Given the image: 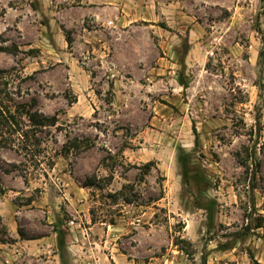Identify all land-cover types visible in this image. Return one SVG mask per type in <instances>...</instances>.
I'll return each instance as SVG.
<instances>
[{
  "label": "rangeland",
  "instance_id": "374dc122",
  "mask_svg": "<svg viewBox=\"0 0 264 264\" xmlns=\"http://www.w3.org/2000/svg\"><path fill=\"white\" fill-rule=\"evenodd\" d=\"M0 106V264H264V0H0Z\"/></svg>",
  "mask_w": 264,
  "mask_h": 264
},
{
  "label": "trees",
  "instance_id": "16d2710c",
  "mask_svg": "<svg viewBox=\"0 0 264 264\" xmlns=\"http://www.w3.org/2000/svg\"><path fill=\"white\" fill-rule=\"evenodd\" d=\"M66 42H67L68 46L71 45V43H72L71 38L66 37ZM32 104H34V102ZM23 107L24 106L22 105L21 106L22 110H24ZM2 111H3V108H2V106H0V117H1ZM5 113H9L7 108H5ZM21 113L23 114V112H21ZM24 113L28 117V121L32 124V127L34 129H35V127H40V126L41 127H44L47 125L52 126L55 123L54 117H45V116H42L40 114H37V112H30V111H27ZM3 118H5V120L7 122L9 121L11 125H13V126L15 125L18 127V122L15 120V118L12 114H8V116L3 117ZM24 136H25V134H24ZM25 137L27 139V136H25ZM151 166H152V162H148L143 166L145 173H148L150 171Z\"/></svg>",
  "mask_w": 264,
  "mask_h": 264
},
{
  "label": "built area",
  "instance_id": "2783aa9c",
  "mask_svg": "<svg viewBox=\"0 0 264 264\" xmlns=\"http://www.w3.org/2000/svg\"><path fill=\"white\" fill-rule=\"evenodd\" d=\"M65 231L66 238L71 244L79 243L82 240L87 241L89 238L87 228L81 226L75 220H69L65 224ZM94 264H102V262L100 260H95Z\"/></svg>",
  "mask_w": 264,
  "mask_h": 264
},
{
  "label": "crops",
  "instance_id": "0c3cea01",
  "mask_svg": "<svg viewBox=\"0 0 264 264\" xmlns=\"http://www.w3.org/2000/svg\"><path fill=\"white\" fill-rule=\"evenodd\" d=\"M74 248V246H72Z\"/></svg>",
  "mask_w": 264,
  "mask_h": 264
}]
</instances>
